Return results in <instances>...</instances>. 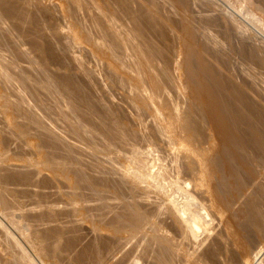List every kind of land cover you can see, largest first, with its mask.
<instances>
[{"label": "bare ground", "instance_id": "bare-ground-1", "mask_svg": "<svg viewBox=\"0 0 264 264\" xmlns=\"http://www.w3.org/2000/svg\"><path fill=\"white\" fill-rule=\"evenodd\" d=\"M24 1L0 0V116L10 135L29 144L37 158L11 155L0 137V264H38L22 241L40 264H63L74 242L65 239L64 229L48 230L49 235L37 229L59 217L57 206L68 208L66 217L89 226L99 243L84 249L91 254L88 262L82 255L72 257V264H247L248 258L264 264V112L244 88L249 80L244 86L231 73L229 79L223 77L219 59H214L222 35L251 66L264 70V45L249 33L252 25L264 29L255 14L260 7L246 6L249 0H225L233 7L228 12L224 0H201L209 10L205 14H217L204 17L201 11L202 18H196L200 24L211 21L220 30L216 36L205 26L201 29L196 18L197 26L189 20L199 0H168L179 17V30L173 25L178 18L173 23L164 19L154 0ZM146 31L157 34L162 45L148 39ZM80 40L91 48L96 62L105 61L120 78L118 82L111 77L118 87H133L136 95L127 99L137 111V126L123 110L120 115L102 96L81 86L86 84H76L70 65L56 49L63 58L71 57ZM73 60L78 73L88 78L83 61ZM52 66L62 74L53 75ZM168 87L181 94L186 111L170 100ZM26 94L34 106L27 105ZM41 110L53 120L41 117ZM148 111L152 122L143 126ZM137 141L144 143L143 151L136 149ZM117 146L128 148L129 155H123L127 165L102 171L99 181L84 176L79 168L83 152L110 158L111 152H122ZM10 160L24 163L37 175L48 174L66 200L62 206V201L53 202L46 211L49 201L41 196L47 202L41 207L35 195L39 198L34 205L39 206L30 211L36 213L25 212L22 193L11 188L19 181L2 173ZM95 167L101 170L98 161ZM106 175H116V183L108 182ZM85 191L101 200L110 195L122 213L112 214L108 222L102 214L97 219L88 216L94 208L88 213L83 207L89 202ZM150 195L155 202L150 203ZM104 235L106 241L99 242Z\"/></svg>", "mask_w": 264, "mask_h": 264}, {"label": "rangeland", "instance_id": "rangeland-1", "mask_svg": "<svg viewBox=\"0 0 264 264\" xmlns=\"http://www.w3.org/2000/svg\"><path fill=\"white\" fill-rule=\"evenodd\" d=\"M24 1V0H23ZM26 1H28V0H25L24 2H26ZM45 1H47V0H43L42 2L44 3ZM165 1H166V3H165ZM188 1V3L190 2L189 0H187ZM214 1V0H213ZM217 0H215V2H216ZM222 0H218L217 1V3H220ZM237 1H239V0H232V3H236ZM250 1V0H249ZM249 1H247L248 2V4H247V2H246V6L248 5L250 8H254L255 7V9L256 8H259L260 7V10H257L256 12H255V14H256V16L257 17H259L260 19H261V21H262V24L264 23V0H254V4H253V0H251L252 1V3H251V5H250V2ZM49 3L50 2H52V0L51 1H48ZM154 2H155V5H156V7H157V9H158V11H159V13H160V15L165 19L166 17H168V18H170L172 21V23H173V21L174 20H176L177 18V21H174L175 23H173V25H175V29H178L179 30V26H178V22H179V17L178 16H174L173 15V12H172V10L169 8V6L167 5V2H168V0H154ZM224 2L226 3L225 5H224V7H226V9L228 10V12H231L232 11V9H233V7L231 6V4L230 3H228L227 1H225L224 0ZM222 3V2H221ZM45 4H48V3H46L45 2ZM253 5H254V7H253ZM257 7H256V6ZM204 6H205V3L203 2V1H201V0H199V1H197V6H196V8H194L193 9V13L194 14H192L190 17H189V20L191 21V20H194V22L193 21H191L195 26H197L198 24H200V20H198L199 19V16H200V18H202V16H204V17H206L208 14H205L204 12H206V13H208V9H205L204 8ZM1 8V7H0ZM169 8V9H168ZM205 10H204V9ZM1 10H2V8H1ZM1 10H0V13H1ZM168 10V11H167ZM169 10H170V12H169ZM162 11H163V13H162ZM201 11H203V13H204V15H202L203 13L201 12ZM262 11V12H261ZM2 12H3V10H2ZM260 12V13H259ZM202 15H200V14ZM164 14V15H163ZM198 14H199V16H198ZM217 13L216 12H209V15L208 16H215ZM263 14V15H262ZM3 15V14H2ZM207 16V17H208ZM0 17H2V16H0ZM177 17V18H176ZM196 17H198V19L196 18ZM199 21V23L197 24V20ZM197 21V22H196ZM206 22H208V23H210L211 25H208V23H205V24H203V23H201L199 26L201 27V29H203V26H205V27H207L210 31H209V33H210V35H216V36H218L219 35V32L218 31H220L219 29L217 30V28L216 27H213L212 26V23H211V21H206ZM197 24V25H196ZM207 25V26H206ZM263 27H264V24H263ZM250 29H249V33L250 34H252V32H253V38H257V41L259 42V43H261V44H263L264 45V29L262 28V27H259V29L258 28H256V27H254L253 25H252V27L250 26L249 27ZM214 29H216V30H214ZM251 31V32H250ZM147 32V31H146ZM255 33V34H254ZM149 35H152L154 38H150V37H152V36H150L149 37ZM254 35L256 36V37H254ZM146 36H147V38L148 39H150L151 41H153V40H155L154 41V43H157L158 41L157 40H159L157 37V34H155V33H150V32H147V34H146ZM220 38V40L222 41V45H221V47H219L218 49H219V53L217 54V56H215L214 57V59H216V60H218V62L221 64L220 65V67L218 66L217 68H218V72L223 76V77H226V78H228L229 79V73H231L232 75H233V80H237V82H242L243 84H244V86H245V84H247V81H248V87H247V85L244 87L246 90H247V92H249V94H250V98H251V100L252 101H254V104L256 103V106L257 107H259L260 108V110L262 111V112H264V70H262L263 68L262 67H260V66H257V65H254L253 64V66H251L250 64H249V59L246 57V56H244V55H242L241 53H238L237 52V48H236V46H235V43L233 42V41H229V39L227 38L226 39V37L225 36H222V35H220V36H218V39ZM259 39V40H258ZM263 42H262V41ZM81 41V44H80V46L79 47H76V48H74L73 49V52H72V54H70V55H73V56H71V57H69L68 55H65L64 56V58H66V59H64L63 57H62V55L60 54V52L62 51V50H60L59 51V49H56V53L57 54H59V56L61 57V59H62V61H63V63H67V66L68 65H70L69 67L71 68V70H70V72L72 73V75H73V77H74V80L76 81V84H78V85H81L82 83H84V84H86V85H81V86H83L84 87V89L86 90H88V92L91 94V95H93V96H95V97H103L104 98V100H105V102L108 104V105H110V106H113V108H116L117 110H119V114L121 115V114H123L124 115V113H121L122 111H120V110H123L124 112H125V115H124V117L127 119H130V123H132V125H135L136 123H134L135 122V119H136V117L135 116H137V111L135 110V109H133L132 108V105H130L129 106V104H130V101L128 100V99H132L133 97H135V95H136V93H135V91L133 90V87H132V90H130L129 89V86H126L125 88H121L120 86L118 87V85H119V83H117V81L119 82V80H120V78L119 77H117V76H114L115 75V73H113V72H111V69L108 67V65H107V63L105 62V61H97L96 62V60H95V58H94V56H93V53H92V51H91V48L88 46V45H86L84 42H83V40H80ZM157 41V42H156ZM229 41V42H228ZM160 42V41H159ZM158 42V43H159ZM157 43V45H162L161 44V42L158 44ZM231 45V46H230ZM205 48L206 49H208V51L211 53L212 52V50H210L209 49V47L208 46H206L205 45ZM80 51V52H79ZM82 51V52H81ZM84 51V52H83ZM75 52H77V53H75ZM87 52V53H86ZM91 53V54H90ZM77 54V55H76ZM92 55V56H91ZM175 55V54H174ZM174 55H172L171 57L172 58H174ZM78 56H79V58H78ZM85 57V58H84ZM171 57H170V59H171ZM90 58V59H89ZM71 59V61H69ZM73 59H77L78 61H80V62H82L83 61V68H84V66H85V68L84 69H86L87 70V73H89V76H88V78L87 77H84L82 74H80V73H78V71H77V65H76V63L74 62V60ZM65 60H66V62H65ZM172 60V59H171ZM170 60V61H171ZM96 63H95V62ZM213 64H214V61H212V60H210ZM101 62V63H100ZM71 63H73L75 66H74V69H75V71L73 70V64H71ZM171 63V62H170ZM85 64V65H84ZM95 64V65H94ZM101 64V65H100ZM224 64V65H223ZM96 67V68H95ZM246 67V68H245ZM89 68V69H88ZM222 68V69H221ZM250 68H252L251 70H250ZM254 68V69H253ZM105 69V70H104ZM74 71V72H73ZM105 71V73H103ZM52 72H53V75H61L62 73H61V71H59V70H57L56 69V66H52ZM91 72V73H90ZM244 72V73H243ZM75 73V74H74ZM77 73V74H76ZM96 73L98 74V75H96ZM107 73L109 74V75H107ZM93 74H94V76H93ZM110 74H112V75H110ZM226 74V75H225ZM228 74V75H227ZM256 74V75H255ZM119 75V74H118ZM80 76V77H79ZM254 76V77H253ZM93 77V78H92ZM96 77V78H95ZM102 77V78H101ZM111 77H113L115 80H117V81H113L112 80V78ZM238 79H237V78ZM107 80H109V81H107ZM119 78V79H118ZM80 80H81V82H80ZM125 80V82H126V79H124ZM235 80V81H236ZM239 80V81H238ZM234 81V82H235ZM91 82V83H90ZM250 82V83H249ZM81 83V84H80ZM104 83H105V85H104ZM98 84V85H97ZM126 84V83H125ZM250 84V85H249ZM93 85V86H92ZM86 86V87H85ZM89 86V87H88ZM97 88L96 90H94L93 91V89L95 88V87ZM89 88V89H88ZM169 89H168V95H169V97H170V100L171 99H173V100H171V101H175L174 103H178V104H180V106L181 107H183V109H182V112H184V111H186L189 107H188V105H186L185 104V102L183 101V98H182V96H181V94L177 91V90H175V89H173V88H171V87H168ZM92 89V90H91ZM121 89V90H120ZM128 89V90H127ZM170 91V92H169ZM170 93H171V95H170ZM178 93V94H177ZM108 94V95H107ZM12 96V99H14V96L15 95H13V94H11ZM116 95V96H115ZM174 95V96H173ZM176 95V96H175ZM26 96V98L25 99H28L29 101H31V102H29L28 100H27V105H29L30 107H32V106H34L35 104H32L31 105V103L34 101L29 95H25ZM129 96V97H128ZM175 97V98H174ZM15 98H16V96H15ZM128 98V99H127ZM177 98V99H176ZM261 98V99H260ZM107 99V100H106ZM179 100V101H178ZM115 102L117 103V104H115ZM34 103V102H33ZM183 104V105H182ZM263 106V107H262ZM119 107L121 108V109H119ZM129 109H128V108ZM258 108V109H259ZM129 110V111H128ZM135 111V112H134ZM38 113H39V115L41 116V117H44V118H46V119H48L49 121H51V120H53V117L51 116V115H46V113H45V111H43V110H41V111H38ZM146 114V115H145ZM145 114H143V116H142V119H144V121H145V123H144V121H142V125L143 126H150L151 125V122H152V119H149V118H151L152 116L151 115H153L151 112H147V113H145ZM135 115V116H134ZM127 116V117H126ZM148 116V117H147ZM150 116V117H149ZM51 118V119H50ZM132 119V120H131ZM150 120H151V122H150ZM5 121V119H4V117L3 116H0V133H1V139L3 140V143H4V145H5V147L6 148H8L9 149V151H10V154L11 155H17V156H19V158L20 159H27V158H37L35 155H34V153H32L33 151H32V149H31V147L29 146V144H27L25 141H18V139H16L15 137H13L12 135H10V134H12L11 133V131H9V129L7 128V125H6V122H4ZM5 127H4V126ZM3 126V127H2ZM135 126H137V125H135ZM57 127H58V130L59 131H61L62 129H63V124H61V123H57ZM4 128V129H3ZM137 130L140 128H137V127H135ZM4 130H6V131H4ZM7 133H9V135L7 134ZM204 133V134H203ZM205 134L207 135V133H206V130H204V131H202V135H204L205 136ZM69 142L70 143H72L73 141L72 140H69ZM136 143V144H135ZM134 144L136 145V149H138V148H142V151L144 150V148H145V145H143L144 143H142L141 144V141H137V142H135ZM34 144V142H32L31 143V145H33ZM35 145V144H34ZM10 146V147H9ZM17 146V147H16ZM118 147H119V149H118ZM30 148V149H29ZM117 149L119 150V151H122V152H120L119 153V156H118V152H116L117 154H114V153H112L111 152V154H108V157H110V158H107V157H105V156H107V154L103 157L101 154L100 155H98L96 158H92V157H90V155L88 154V153H86V152H83L82 154H81V160H82V163H81V166L79 165V168H80V170L82 171V173L84 174V176L86 177V178H93L94 180L96 179L97 181H99V180H101V179H103L104 177L102 176V171H109L111 168H116V169H118V168H121V166L122 165H127L128 164V161L126 160L125 161V156H123V155H126V156H128L129 155V152H128V148H123L122 147V149L120 148V146H117ZM163 150V151H162ZM162 150H160V153H162V155H163V153H164V149L162 148ZM27 151V152H26ZM141 151V150H140ZM123 152H125V153H123ZM166 154L168 153L167 152V149H166ZM15 153V154H14ZM31 155H32V157H31ZM110 155V156H109ZM12 156V157H13ZM25 156V157H24ZM29 156V157H28ZM109 159L110 160H114V162L113 163H111V161H109ZM127 159V158H126ZM168 159V158H167ZM96 161H98L99 163H100V166H101V170L100 169H97L96 167V169L94 168H92V165L94 164V162H96ZM107 164V165H106ZM117 164H118V166H117ZM12 165V166H11ZM4 167V171L2 172L4 175H10V177H11V179H13V180H15L16 182H18V186L17 187H15V186H13V187H11L12 189L14 188L17 192L19 191V194H21V203L23 202V204L26 206L25 208H24V211L26 212L27 210H29L28 212H30V214H35L36 213V210H35V212L34 211H30V208H33V207H36V206H39V203H37L36 205H34V203H35V201H37L36 199H38L39 197H37V198H35V195L37 196H40V198L38 199V201H40V206L42 207H44V205L45 204H47V202H44V201H46V200H48L49 201V204L50 205H46V207L44 208L46 211H47V206L48 207H50L51 205H53L54 203L56 204V203H58L57 205H59V203L62 201V203L60 204L61 206H62V204L66 201L63 197H60L61 195L60 194H58L59 193V191L57 190V187H55V186H57L58 184L56 183V182H54V181H52L51 180V178H50V176L48 175V174H46V173H42L41 175H37L36 174V172L34 171V169H32V168H29V167H25V165H24V163H22V162H20V161H13V160H10L9 162H7L6 164H5V166H3ZM98 168H99V166H97ZM108 167V168H107ZM16 170V171H15ZM34 171V172H33ZM21 172V173H20ZM85 172V173H84ZM90 172V173H89ZM98 173H100V174H98ZM90 174V175H89ZM44 175V176H43ZM102 177H100V176ZM34 178H33V177ZM107 177L108 176H110V175H106ZM21 177V178H20ZM99 177H100V179H99ZM106 177V178H107ZM15 178V179H14ZM44 178H46V179H44ZM50 178V179H49ZM19 179V180H18ZM29 180L28 182L30 183V181H31V183L33 184H28L27 183V180ZM116 179H117V177H116V175H112L111 177H108L106 180L108 181V182H110V183H112V184H114V183H116ZM44 180V181H43ZM95 180V181H96ZM22 182V183H21ZM39 184H38V183ZM53 182H54V184H53ZM37 183V184H36ZM42 183H43V185H42ZM23 184V185H22ZM26 186H25V185ZM31 187H30V186ZM12 186V185H11ZM19 187V188H18ZM38 187H39V189H38ZM50 187V188H49ZM51 187H53L52 189H51ZM42 190H43V193H42ZM62 190H63V188H62ZM62 190H61V192H62ZM65 192L67 193L68 191L67 190H65ZM24 193V194H23ZM64 193V192H63ZM65 193V194H66ZM92 192H90V193H88V192H86L85 191V193L83 192V194H85V196L83 195V197H84V199L85 198H87V200L89 201L88 203H86L87 202V200H86V202H85V200L83 201V202H85L86 204L84 205V203L82 202L81 203V205L83 204L84 206V208L86 207V209L88 208V210H89V212L88 213H90V209H92V208H94L93 209V211H91V213L90 214H88V216L90 215V216H93L94 214V216H95V218L97 219V218H99L100 217V214H102V216L104 217V219H105V221H109L115 214H116V212H117V214L119 213V214H121L120 213V209H121V207H120V205H118L116 202H113V200H111V198H110V195H107V194H105V199H102L101 200V198H99V196L98 195H96L95 193H94V195L92 196V194H91ZM41 196H42V198L44 199V197H46L45 199L46 200H41L42 198H41ZM44 196V197H43ZM109 196V197H108ZM151 196V198H150V203H152V202H155V199H154V195H150ZM96 197H98L99 198V200H98V198L96 199ZM51 198V199H50ZM94 199V200H93ZM96 199V200H95ZM65 200V201H64ZM25 201V202H24ZM60 201V202H59ZM96 201V202H95ZM45 203V204H43V203ZM52 204H51V203ZM54 202V203H53ZM107 203V204H106ZM114 203V204H113ZM43 204V205H42ZM103 204V205H102ZM145 204V205H144ZM30 205V206H29ZM99 206V207H98ZM103 206V207H102ZM143 206L144 207H146V208H149V204H147V203H143ZM58 207V208H57ZM56 208V211L58 210L59 211V215L57 214V212L55 211V209H54V211H55V213L59 216V217H55L54 218V220L50 223V224H48V225H46V226H44V227H40V228H37L38 230H40L42 233H45V234H47L46 232H48V234L47 235H49V231L51 230H55L56 228L57 229H61V230H63L64 232H65V239L67 240V241H71L72 243L74 242V246H73V249H72V252H70L69 254L67 253L66 255L68 256V257H66V255H65V258L62 260L63 262V264H72V262H73V259H76V258H78V257H83V256H86L85 257V259H84V257L82 258V260L83 261H85V262H88L90 259H88L90 256H91V254L89 255V252H88V254H86V255H84V253H87L86 251L84 252V249L85 250H88L87 248H89L90 247V245L92 244V245H94V244H96V243H98L97 242V240H96V238H95V235L94 234H92L91 233V231H89L90 229H89V226H87L86 224H82V223H79V222H76L75 221V219L74 220H72V218H71V216L69 217V216H67L66 217V215L67 214H69V213H67V211H68V208H65V209H67V211H65V209H63L62 207H59V206H57ZM90 207V208H89ZM96 207H97V210H98V212L95 210L96 209ZM100 207H102L101 209H98V208H100ZM120 207V208H119ZM106 208V209H105ZM112 208V209H111ZM118 208V209H117ZM44 209L43 208H41L40 210H42L43 212H44ZM85 209V210H86ZM40 210H37V211H40ZM95 210V211H94ZM120 210V211H119ZM41 211V212H42ZM46 211L44 212V213H46ZM87 211V210H86ZM105 211V212H104ZM107 211H109V212H111V213H108ZM43 212H42V214H43ZM96 212V213H95ZM115 212V213H114ZM93 213V214H92ZM98 213V214H97ZM106 215H105V214ZM92 214V215H91ZM104 214V215H103ZM112 214H113V216H112ZM66 218H65V217ZM93 216V217H94ZM99 216V217H98ZM112 216V217H111ZM70 218V219H69ZM107 218H108V220H107ZM60 219V220H59ZM101 219V218H100ZM99 219V220H100ZM103 219V218H102ZM55 220H56V222H57V220H58V223H54L55 222ZM70 220V221H69ZM72 220V221H71ZM112 220V219H111ZM62 222V223H61ZM75 223H77V224H75ZM76 226V227H75ZM48 227H50L49 229H48ZM59 227V228H58ZM62 227V228H61ZM53 228V229H52ZM49 230V231H48ZM44 231V232H43ZM74 232V233H73ZM75 235H76V237H75ZM104 238V239H103ZM83 239V240H82ZM101 239H103V240H101V241H99V242H103V241H106V239H107V237H105V235H104V237H101ZM76 240V241H75ZM92 240H93V242H92ZM50 241V240H49ZM52 241V240H51ZM50 241V242H51ZM76 243V244H75ZM78 243V244H77ZM99 244V243H98ZM22 245H23V247L27 250V252L32 256V258L35 260V262L36 263H38V264H40V262L39 261H37V258H35V255L32 253V251L30 250V248H29V246L26 244V243H24V241H22ZM91 245V246H92ZM78 254V255H77ZM83 255V256H82ZM87 255H89V257L87 256ZM73 257V259H71ZM67 258V259H66ZM87 258V259H86ZM91 258V257H90ZM67 260V261H66ZM69 262V263H68ZM85 264V263H84ZM111 264V263H110ZM247 264H253V261L250 259V258H248V262H247Z\"/></svg>", "mask_w": 264, "mask_h": 264}]
</instances>
